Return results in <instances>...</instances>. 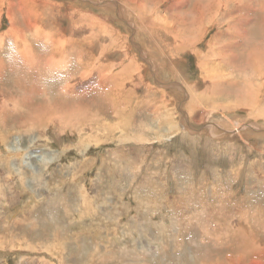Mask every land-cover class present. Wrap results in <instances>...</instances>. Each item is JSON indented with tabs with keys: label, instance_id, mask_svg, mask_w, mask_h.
<instances>
[{
	"label": "rangeland",
	"instance_id": "obj_1",
	"mask_svg": "<svg viewBox=\"0 0 264 264\" xmlns=\"http://www.w3.org/2000/svg\"><path fill=\"white\" fill-rule=\"evenodd\" d=\"M201 1L0 0L69 67L0 75V264H264V0Z\"/></svg>",
	"mask_w": 264,
	"mask_h": 264
},
{
	"label": "bare ground",
	"instance_id": "obj_2",
	"mask_svg": "<svg viewBox=\"0 0 264 264\" xmlns=\"http://www.w3.org/2000/svg\"><path fill=\"white\" fill-rule=\"evenodd\" d=\"M203 1V0H202ZM201 1V2H202ZM210 1V0H209ZM216 1V0H215ZM258 1V0H257ZM212 2H213V0H212ZM210 3V2H209ZM99 4H103V3H101V2H99ZM106 4V3H105ZM207 4V3H206ZM211 4V3H210ZM203 5V4H202ZM213 5H216V3L214 4H212V6ZM199 6V5H198ZM205 6V5H204ZM206 8L205 9H203V6H202V8H200V10L201 9H203L204 10V12H205V14L206 15H212L211 14V12H213V11H211L210 12V7L209 6H205ZM214 7V6H213ZM212 8V7H211ZM195 9V8H194ZM196 10V9H195ZM195 10H193V11H195ZM200 10H198V11H200ZM213 10V9H212ZM197 11V12H198ZM137 13V12H136ZM193 13V12H192ZM196 13V12H195ZM201 14V13H200ZM194 15V14H193ZM205 15V16H206ZM137 20L138 21H141L142 22V18L140 17V15L139 14H137ZM198 16H199V14H198ZM201 16V15H200ZM192 17H194V16H192ZM195 17H196V15H195ZM202 17V16H201ZM200 17V18H201ZM207 17V16H206ZM213 17V16H212ZM199 18V17H198ZM211 18V17H210ZM190 19H192V18H190ZM206 19V18H205ZM204 19V20H205ZM193 20V19H192ZM197 20V19H196ZM203 20V21H204ZM213 20V19H212ZM149 21V20H148ZM198 21V20H197ZM207 21H208V19H207ZM210 22H212L211 20H210ZM190 26L188 27V29L187 30H185V31H187L188 32V37H186V35H184L185 36V39H183L182 40V46L181 47H183L184 45H186V44H189V43H192L193 44V46L196 44V42L198 41V40H201V39H203V34H204V32H206L205 30L206 29H208V27L207 28H205V26L204 25H200L201 24V20H200V24L198 25V23H197V25L196 24H194L192 21H190ZM203 23V22H202ZM151 25V24H150ZM220 30V29H219ZM13 32V31H12ZM12 32H10V31H8V34H11ZM186 33V32H185ZM47 35H49V34H47ZM227 35V34H226ZM11 36V35H10ZM34 36V35H33ZM36 36V35H35ZM211 37V36H210ZM217 37H221V34L220 33H217V31L215 32V34L211 37L212 39H211V41H209L208 43H207V48H211V44L215 41V39L217 38ZM224 37V36H223ZM255 38V37H254ZM176 39V38H175ZM264 36H262L261 37V40H259L260 41V43L261 44H263V46L262 47H260L258 50H257V55L254 57V61L255 62H258V60H256V59H258L259 58V56H260V54H262L261 56H263L261 59H263L264 58ZM52 41V39L51 38H48L47 39V42H51ZM195 42V43H194ZM217 42V41H216ZM69 43V42H68ZM224 44V43H223ZM28 45V44H27ZM60 45V44H59ZM72 45V44H71ZM193 46H191L190 48H192ZM216 46H218V45H216ZM28 48L29 49H26V48H24V49H21L20 47H18V46H15V49L13 50V52L11 53V57H12V60L13 61H15V63L17 64V65H15V64H13V63H11V65H10V62L11 61H9V60H6V61H3L1 58H0V75H2V71H4V69H7L8 68V70L10 71V72H14V71H16L17 72V77L16 78H14V79H17V80H20V79H22V72H24L25 71V73H30L31 75H32V77H34L35 78V80H37V81H39V82H44L45 81V79L46 78H48V77H51V76H55L57 79H59V75L61 74V73H63L64 72V70H68L69 69V67H68V65L67 66H64L63 64H66V63H64L63 62V59L61 58V60L60 59H56V61H53V52L54 53H57V52H59V51H61V53H62V51H64V49H62V48H60V46H57V45H48V50L47 51H50L52 54H50V56H48L47 58V60L45 61H43V54H38V53H35L33 50H31V49H35V48H33L32 47V45L30 44L29 46H28ZM178 50V49H177ZM46 51V52H47ZM66 51V50H65ZM195 51V50H194ZM196 52V51H195ZM197 53V52H196ZM220 53V52H219ZM45 54V53H44ZM46 55H48V54H46ZM54 55H56V54H54ZM9 57H10V54L8 55ZM61 56V55H60ZM64 56V55H63ZM197 56L198 57H200V56H202V55H200L199 53H197ZM252 57L254 56V55H251ZM205 57H207L206 59H207V61L205 62V65H208V66H210V63H209V61H208V58H209V56H205ZM58 58V57H57ZM66 58V57H65ZM60 61V62H59ZM66 61V60H65ZM62 62V63H61ZM81 62V61H80ZM79 63V62H78ZM199 64H201V59H199L198 58V65ZM219 65V64H218ZM80 66V65H79ZM7 67V68H6ZM210 68H212L211 66H210ZM80 69H82V68H80ZM59 70H61V71H59ZM76 71H77V68H76V65L74 66V71H69V72H71L70 74L71 75H74V73H76ZM80 71V70H79ZM82 71V70H81ZM82 73H84V74H86V72H81L80 74H82ZM79 74V76L81 77V75ZM78 75V74H77ZM63 76H65V79H67V78H69V76L70 75H65V74H63ZM74 77H75V75H74ZM219 76H216V78L214 79V80H212V81H215L217 78H218ZM60 81V80H59ZM66 82H67V80H66ZM46 83V82H45ZM60 83H61V81H60ZM65 83V82H64ZM63 83V84H64ZM214 84H215V86H223V85H227L228 84V82L227 81H225V80H218V81H216V82H214ZM61 86H63V85H61ZM5 86H2L1 87V90H3V88H4ZM64 87V86H63ZM57 88V87H56ZM67 88H68V86H67ZM218 88V87H217ZM225 88V87H224ZM61 89V88H60ZM70 89V88H69ZM57 90H59V89H57ZM222 91V90H221ZM253 91V90H252ZM68 92V91H67ZM222 93V92H221ZM248 93V92H247ZM259 94V93H258ZM3 99V98H2ZM240 102V101H239ZM212 103H214V102H212ZM6 107H7V105H6V103H5V101L4 102H2V103H0V114H2V117L5 115V112L7 111L6 110ZM59 107V106H58ZM69 107V106H68ZM44 108V107H43ZM244 108H246V107H244ZM46 109V108H45ZM240 110H242V109H240ZM43 111V110H42ZM50 113V112H49ZM55 113V112H54ZM53 114V113H52ZM51 115V114H50ZM58 116V115H57ZM1 117V116H0ZM45 117V116H44ZM54 117H52V115L51 116H49V118L48 119H53ZM36 119H38V120H41L40 118H36ZM46 119V118H45ZM56 119H57V117H56ZM59 120H61V118H58ZM53 120H55V119H53ZM57 121V120H56ZM1 126V125H0ZM237 128H239L238 127V125H236V127L234 128V132H232V133H234V134H237V133H243L242 132V129L243 128H239L238 130H237ZM1 136H2V134H1ZM188 136V135H187ZM190 136V135H189ZM234 137V136H233ZM259 226V225H258ZM240 246V245H239Z\"/></svg>",
	"mask_w": 264,
	"mask_h": 264
}]
</instances>
